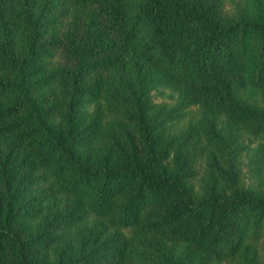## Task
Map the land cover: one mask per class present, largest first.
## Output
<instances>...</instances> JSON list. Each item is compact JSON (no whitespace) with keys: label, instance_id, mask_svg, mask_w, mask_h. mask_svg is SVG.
Wrapping results in <instances>:
<instances>
[{"label":"trees","instance_id":"trees-1","mask_svg":"<svg viewBox=\"0 0 264 264\" xmlns=\"http://www.w3.org/2000/svg\"><path fill=\"white\" fill-rule=\"evenodd\" d=\"M226 1L0 0V264L45 260L46 240L17 225L40 212L30 206L39 184L115 231L102 240L90 231L80 264H260L264 196L215 177L197 191L168 134L177 109L201 104L213 145L225 144L223 114L232 137L245 129L264 139V105L253 98L264 95V0H239L234 14ZM70 7L74 30L61 36L53 24ZM58 51L66 63L56 66ZM172 82L180 102L166 115L152 93Z\"/></svg>","mask_w":264,"mask_h":264},{"label":"rangeland","instance_id":"rangeland-1","mask_svg":"<svg viewBox=\"0 0 264 264\" xmlns=\"http://www.w3.org/2000/svg\"><path fill=\"white\" fill-rule=\"evenodd\" d=\"M239 0H227L226 10L234 14L235 3ZM67 14L60 10L54 28L59 35L63 36L67 30H74L72 21L73 8ZM54 65L66 63L64 51H58L52 58ZM60 87L55 93L58 102L62 98ZM181 86L178 82L169 83L158 91L152 93L153 102L159 108L164 107L166 115L176 109L180 102ZM48 94L50 100L52 94ZM264 105V95L260 92L253 95ZM104 110H108L103 102ZM97 107V106H95ZM94 105L89 106V113L95 110ZM173 120L168 123V134L174 136L182 146V162L187 168L192 167L196 171L194 186L197 191L207 185L209 177H215L220 183L227 187L240 190H253L264 196V139L256 138L249 130L236 131L237 136L232 137L235 126L225 115H221L222 121L217 126V131L225 140L224 145H213L210 143L209 130L213 117L203 108L201 104L185 107L173 113ZM116 119L111 114L107 115L103 133L113 134ZM118 126V125H117ZM233 144H229L231 142ZM229 144V145H228ZM227 146V147H226ZM225 149H224V148ZM219 149V150H218ZM176 148L172 150L170 157L172 169L176 168L175 158ZM227 174V175H225ZM229 176V177H228ZM237 181V182H236ZM236 182V183H235ZM46 185H34L32 187L34 203L30 206L39 207L40 212H30L23 215L17 225L26 228V236L35 235L46 240V247H41L39 255L45 259L38 260L43 264H58L60 260H65L64 264H80L79 255L82 252L83 242H88L90 231L94 235H101V240L109 237L115 231L109 227L106 220H103L89 213L88 209L80 206L73 198L62 196L54 190L45 187ZM35 208V207H34ZM80 216L76 222L70 221L74 216ZM69 216L65 221L63 219ZM126 238L132 237V232L124 233ZM93 236H91L92 244ZM101 240H98L99 242ZM89 242V243H90ZM40 246V245H39ZM85 246L87 253L88 247ZM258 257L260 264H264V242L258 247ZM64 258V259H63ZM69 260V261H68ZM245 259L224 262L223 264H244ZM41 263V264H42Z\"/></svg>","mask_w":264,"mask_h":264}]
</instances>
